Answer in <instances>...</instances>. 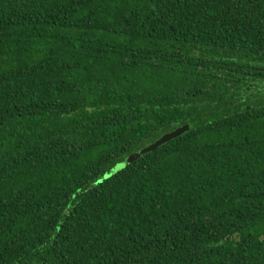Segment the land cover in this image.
<instances>
[{"label": "trees", "instance_id": "1", "mask_svg": "<svg viewBox=\"0 0 264 264\" xmlns=\"http://www.w3.org/2000/svg\"><path fill=\"white\" fill-rule=\"evenodd\" d=\"M0 264H264V0H0Z\"/></svg>", "mask_w": 264, "mask_h": 264}, {"label": "snow or ice", "instance_id": "2", "mask_svg": "<svg viewBox=\"0 0 264 264\" xmlns=\"http://www.w3.org/2000/svg\"><path fill=\"white\" fill-rule=\"evenodd\" d=\"M125 165L121 162L120 158L117 157L113 160H111V162H108L106 164V167L104 169H102L99 173L98 177H94V184L90 183L87 186V191H92L94 190L95 186H103L105 184L106 181H110L111 179H113L115 177V175L117 173H120L124 170ZM77 191H79V189H77ZM72 200L75 201L76 200V196L73 195L72 196ZM69 208H75V204H69ZM62 230V228L57 227L56 228V233H59ZM57 237L54 235L52 237V239H56Z\"/></svg>", "mask_w": 264, "mask_h": 264}, {"label": "water", "instance_id": "3", "mask_svg": "<svg viewBox=\"0 0 264 264\" xmlns=\"http://www.w3.org/2000/svg\"><path fill=\"white\" fill-rule=\"evenodd\" d=\"M189 130V126L185 125L181 128H178L170 133H167L165 135H163L162 137H160L157 141H155L154 143L150 144L149 146L141 149L139 152L133 154L128 160L127 162H132L136 159H139L141 157H143L145 154L150 153L154 150H156L158 147L170 142L171 140L181 136L183 133L187 132Z\"/></svg>", "mask_w": 264, "mask_h": 264}]
</instances>
